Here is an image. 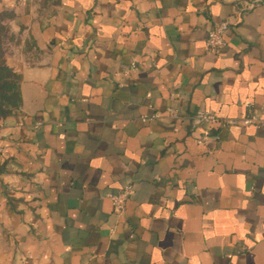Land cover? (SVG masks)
<instances>
[{
  "label": "crops",
  "instance_id": "crops-1",
  "mask_svg": "<svg viewBox=\"0 0 264 264\" xmlns=\"http://www.w3.org/2000/svg\"><path fill=\"white\" fill-rule=\"evenodd\" d=\"M0 13L22 100L0 120V264H264V126L242 124L264 119V0ZM198 112L219 124L193 131ZM128 185L119 216L108 196Z\"/></svg>",
  "mask_w": 264,
  "mask_h": 264
},
{
  "label": "built area",
  "instance_id": "built-area-1",
  "mask_svg": "<svg viewBox=\"0 0 264 264\" xmlns=\"http://www.w3.org/2000/svg\"><path fill=\"white\" fill-rule=\"evenodd\" d=\"M229 31V23L222 22L215 25L207 35L205 50L208 52L219 53L226 42V37ZM252 106L251 101L245 103V107L248 109ZM169 115L175 117V111L170 109L168 111ZM202 122L213 124H219V119L216 115L211 113L198 112L191 121V129L197 131L199 125ZM243 125H254L257 128L264 126V119H256L254 116L250 115L242 121ZM212 132L204 131L196 139L198 145H204L211 137ZM133 194V188L131 185L125 186L119 193L109 195L108 198L112 204L113 210L119 216L123 215L126 211L127 203Z\"/></svg>",
  "mask_w": 264,
  "mask_h": 264
},
{
  "label": "trees",
  "instance_id": "trees-1",
  "mask_svg": "<svg viewBox=\"0 0 264 264\" xmlns=\"http://www.w3.org/2000/svg\"><path fill=\"white\" fill-rule=\"evenodd\" d=\"M10 13H0V120L10 118L21 106L19 92L21 77L8 66L5 53V42L9 38L6 24Z\"/></svg>",
  "mask_w": 264,
  "mask_h": 264
}]
</instances>
